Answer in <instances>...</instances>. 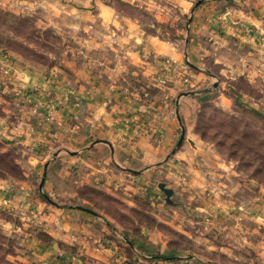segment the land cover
<instances>
[{
    "label": "rangeland",
    "instance_id": "1",
    "mask_svg": "<svg viewBox=\"0 0 264 264\" xmlns=\"http://www.w3.org/2000/svg\"><path fill=\"white\" fill-rule=\"evenodd\" d=\"M141 1L0 0V58L54 78L67 73L66 62L89 63L104 51L96 29L119 45L123 29L106 8L182 56L158 57L153 84L134 73L122 80L130 82L126 94L150 110L137 114L142 121L131 116L126 123L139 129L116 145L136 154L135 140L150 138L158 126L162 143L170 122L175 140L159 162L141 169L112 163L110 182L93 185L84 163L95 146L79 144L86 125L77 129L72 114L59 118L68 131L61 141L35 148L23 139L25 125L15 140L0 139V180L14 181L0 187V264H264V0H192L189 9L154 0L164 10L160 19L149 0ZM158 92L163 99L153 112L149 97ZM7 104L0 101L1 113ZM63 158L74 162L64 165L59 184L47 183L50 167ZM69 214L87 233L64 231ZM35 247L55 250L47 259L28 258Z\"/></svg>",
    "mask_w": 264,
    "mask_h": 264
},
{
    "label": "crops",
    "instance_id": "2",
    "mask_svg": "<svg viewBox=\"0 0 264 264\" xmlns=\"http://www.w3.org/2000/svg\"><path fill=\"white\" fill-rule=\"evenodd\" d=\"M138 1L140 5L142 1ZM176 1L184 4V7L188 9L192 5V0ZM146 3H148V9L153 11L158 19L164 16L161 12L164 10L159 11L154 0H149ZM104 12L110 14L114 24L119 23L120 28L123 29L119 33L120 37L117 41L119 45L109 43L105 28L99 30V33L96 29L95 37L100 39L98 48L104 51L92 53L93 59L89 63L81 61L79 57L72 63L66 62L65 71L67 70V73L61 74L58 78L53 77L54 72L50 74L41 69H28L19 61L12 63L8 59L0 58L1 72L6 67H3L5 63L11 67L9 77H3L0 73V101L2 99L8 101L3 114L0 112V139L15 140V134L25 125V128H22L24 130L23 139L35 148L57 139L61 141L65 136L64 133L68 131L67 128L59 126V118L62 116L66 119L72 114L78 122L77 129L86 125L85 128H82V133L80 132L77 136L79 144L87 147L95 146L93 152L85 158L86 163L84 160H79L80 163L89 166L88 176L93 185L99 181L110 182V174L114 172L111 167L112 163H116L121 169H141V167L161 161L166 156L175 140V127L172 125L169 127L170 122H168L169 126H166V134L162 143L158 142L160 137H155V133L161 134L164 128L157 125L158 131L153 132L150 138L144 136L135 140L138 148L136 154L116 145L118 139L128 138L134 134L135 129H139V126L126 123L131 116H134L135 120L142 121V117L150 110L143 102L126 94L124 88H127L130 82L124 83L122 80H130V75L134 73L140 77L143 83L153 84L155 73L160 71V64L156 63L158 57H168L177 62L182 60L177 48L156 36L146 35L144 27L137 21L132 19L118 21L114 11L106 8ZM110 29L112 28L110 27ZM100 35L104 37V40H101ZM193 47L196 48L195 45ZM113 49L115 54L109 52ZM59 71L65 73L64 69H59ZM56 74L58 75V73ZM4 93L7 96H4ZM149 99L151 110L159 111L163 93L158 92L151 95ZM16 100L17 103L23 105L20 109L16 108L14 104ZM66 103H69L68 105L71 107L69 111L72 113L66 110L67 108L64 109ZM49 112L52 116L51 119L48 118ZM142 112L145 114L137 115ZM16 120H22L23 124L16 125ZM54 131L59 135V138L53 137ZM16 136L21 135L16 134ZM108 140L115 143L117 147L115 146L114 149L112 146L105 148L102 142ZM119 145L121 144L119 143ZM34 161V165L39 167V162ZM70 162H74V160L63 158L53 164L49 169L47 183H55L59 179L55 183L59 184L60 179L64 177L62 172L64 165ZM12 182L0 180V187L7 186L6 183L11 185ZM67 218L73 219L71 214L66 215L65 219L67 220ZM63 229L73 235L87 233V228L84 225L72 224L71 220L64 223ZM32 243L33 241H30L28 245L33 246ZM54 250L55 247H35L33 251H27L29 253L26 256L47 259Z\"/></svg>",
    "mask_w": 264,
    "mask_h": 264
},
{
    "label": "water",
    "instance_id": "3",
    "mask_svg": "<svg viewBox=\"0 0 264 264\" xmlns=\"http://www.w3.org/2000/svg\"><path fill=\"white\" fill-rule=\"evenodd\" d=\"M201 2L202 1H199L197 4H196V7L199 5V4H201ZM182 140H183V137L181 138V140L179 141V144L178 145H181V143H182ZM43 186V185H42ZM160 188L163 190V191H166L167 189H166V187H165V185H163V184H161L160 185ZM167 192V191H166ZM63 208H70V207H67V206H62Z\"/></svg>",
    "mask_w": 264,
    "mask_h": 264
},
{
    "label": "built area",
    "instance_id": "4",
    "mask_svg": "<svg viewBox=\"0 0 264 264\" xmlns=\"http://www.w3.org/2000/svg\"><path fill=\"white\" fill-rule=\"evenodd\" d=\"M7 74H9V72H6Z\"/></svg>",
    "mask_w": 264,
    "mask_h": 264
}]
</instances>
